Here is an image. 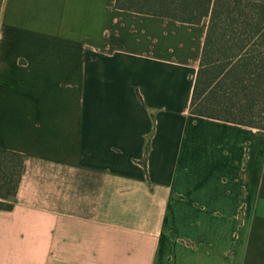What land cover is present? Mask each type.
Listing matches in <instances>:
<instances>
[{
    "label": "crops",
    "instance_id": "obj_1",
    "mask_svg": "<svg viewBox=\"0 0 264 264\" xmlns=\"http://www.w3.org/2000/svg\"><path fill=\"white\" fill-rule=\"evenodd\" d=\"M206 26L1 0L0 264H264V133L189 113Z\"/></svg>",
    "mask_w": 264,
    "mask_h": 264
},
{
    "label": "trees",
    "instance_id": "obj_2",
    "mask_svg": "<svg viewBox=\"0 0 264 264\" xmlns=\"http://www.w3.org/2000/svg\"><path fill=\"white\" fill-rule=\"evenodd\" d=\"M114 7L189 24L207 20L189 113L264 133V0H114ZM23 161L0 149L1 210L12 207Z\"/></svg>",
    "mask_w": 264,
    "mask_h": 264
}]
</instances>
